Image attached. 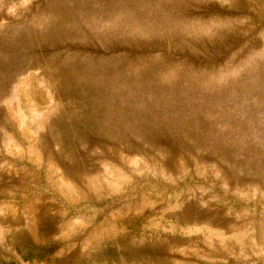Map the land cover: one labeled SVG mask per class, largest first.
Returning a JSON list of instances; mask_svg holds the SVG:
<instances>
[{
  "label": "rangeland",
  "instance_id": "rangeland-1",
  "mask_svg": "<svg viewBox=\"0 0 264 264\" xmlns=\"http://www.w3.org/2000/svg\"><path fill=\"white\" fill-rule=\"evenodd\" d=\"M0 264H264V0H0Z\"/></svg>",
  "mask_w": 264,
  "mask_h": 264
}]
</instances>
